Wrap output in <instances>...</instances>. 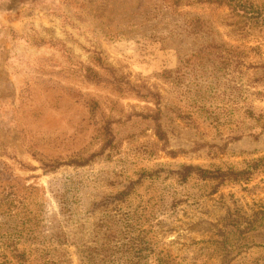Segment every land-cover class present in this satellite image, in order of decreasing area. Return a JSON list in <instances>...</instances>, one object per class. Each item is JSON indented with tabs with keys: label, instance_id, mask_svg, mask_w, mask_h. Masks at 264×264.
<instances>
[{
	"label": "rangeland",
	"instance_id": "obj_1",
	"mask_svg": "<svg viewBox=\"0 0 264 264\" xmlns=\"http://www.w3.org/2000/svg\"><path fill=\"white\" fill-rule=\"evenodd\" d=\"M0 264H264V0H0Z\"/></svg>",
	"mask_w": 264,
	"mask_h": 264
},
{
	"label": "trees",
	"instance_id": "obj_2",
	"mask_svg": "<svg viewBox=\"0 0 264 264\" xmlns=\"http://www.w3.org/2000/svg\"><path fill=\"white\" fill-rule=\"evenodd\" d=\"M239 9V8H238Z\"/></svg>",
	"mask_w": 264,
	"mask_h": 264
}]
</instances>
